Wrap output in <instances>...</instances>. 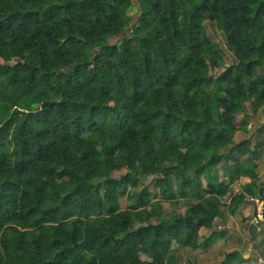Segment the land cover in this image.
<instances>
[{"label":"trees","instance_id":"trees-1","mask_svg":"<svg viewBox=\"0 0 264 264\" xmlns=\"http://www.w3.org/2000/svg\"><path fill=\"white\" fill-rule=\"evenodd\" d=\"M136 1L134 22L132 0H0V264H179L174 244L207 249L202 227L264 200V141H235L264 111V0ZM206 21L235 57L218 75Z\"/></svg>","mask_w":264,"mask_h":264},{"label":"rangeland","instance_id":"rangeland-1","mask_svg":"<svg viewBox=\"0 0 264 264\" xmlns=\"http://www.w3.org/2000/svg\"><path fill=\"white\" fill-rule=\"evenodd\" d=\"M134 2V6L131 8L130 13L133 16V21L135 22L138 15H139V3L136 0H132ZM206 30L210 38L214 41L213 44L217 47L218 51L221 54V59L218 62V65L212 69L211 73L213 75H218L220 74L224 68L231 63L235 61L234 53L233 51L228 47L226 44V38L224 33L218 29L216 26L215 22L212 21H206L205 22ZM126 35L124 33L122 36ZM117 38L113 39V41H116ZM1 63H7L6 60L0 59ZM245 115L239 114L237 116V122L238 125H241L242 121H245L246 127L241 128L237 133H235V141H243L246 139H250L251 141V151L255 149L257 143H261L264 141V111L260 109H256L253 106H251L250 103H247L246 106V111ZM250 153H248L245 158L249 157ZM258 162V167H257V173L259 175V180H261V183L264 182V155L260 154L259 157L257 158ZM225 165H219L218 172L220 174V177L223 178V170ZM114 175H130V173L126 170L123 169L121 171H115ZM235 182L233 183V188L232 189H240L243 181H248V180H241V178L237 179V176H235ZM142 189H145L146 192L150 193L152 197L156 196L159 192V188L157 186V183L155 181V177L149 176V177H143L141 178V183L139 184L138 187L128 188V193L121 198V205L123 208L126 207H136L139 205V201L137 200L139 192L142 191ZM248 203L250 204L249 207V218L253 216L256 212V207L257 204L255 201H252L251 198H248ZM188 202L184 199H179L177 202H164L163 206L166 210V214L164 215L165 218H168L172 213H180L182 216L185 215V211L188 208ZM240 208V207H239ZM238 208V209H239ZM248 208V207H247ZM237 209V210H238ZM172 211V213H170ZM251 213V214H250ZM227 215V219L225 220H218L216 223H214L213 227H219V226H224L226 227L225 231L227 234V239L230 242V244H236L237 246H242L244 244V237L243 240L242 238H239V241H234L232 238V230L237 231L239 228L240 230H244V227H246L248 223V218L244 217L243 220L239 218V215H234L231 214L230 212L225 213ZM155 221V220H153ZM157 221V220H156ZM228 226V227H227ZM211 229H209L210 231ZM205 232V231H204ZM203 232V233H204ZM209 233V232H207ZM212 233V232H211ZM209 233L208 235H210ZM205 236V233L203 234ZM206 235V236H208ZM231 235V236H229ZM223 234L218 233V236L214 238V242L221 241L223 239ZM203 239V238H202ZM251 245L252 249L254 250V253H259L260 256L264 257V228H263V233H262V238L261 240H256L251 238ZM222 251V250H221ZM227 255V254H226ZM143 259L146 258V256H142ZM226 257V256H225ZM225 259V258H224ZM234 261H232V264Z\"/></svg>","mask_w":264,"mask_h":264},{"label":"crops","instance_id":"crops-1","mask_svg":"<svg viewBox=\"0 0 264 264\" xmlns=\"http://www.w3.org/2000/svg\"><path fill=\"white\" fill-rule=\"evenodd\" d=\"M257 160V159H256ZM258 163V162H257ZM223 170V169H222ZM259 176V175H258ZM241 180H248L243 181L242 185L248 184L250 182V177L247 176H241L240 177ZM237 179H239L237 177ZM235 178L233 179V183L235 182ZM261 181V180H260ZM232 183V186H233ZM242 188V186H241ZM240 189H234V193H236L238 190ZM258 198V197H257ZM260 199V198H259ZM248 198L244 200V202L240 205V208L234 213V215H239V218H241V220L244 219V217L248 218V225L246 227H244V230H240V228L235 231L232 230V239L234 241H239V238L244 237V244L242 246H237L236 244H230V242L227 239V234H226V227L224 226H219V227H213L214 224H212L213 226L211 228H206V227H202L200 229V235L202 237H205L206 235H208L209 233L213 232V231H217V233H222L223 234V239L221 241H217L215 243H213L210 247H208L207 249H191V248H186V247H180L177 244L173 245V251L175 253V255L178 258V262L179 264H224L223 260L226 256L227 253H231L234 251H238V255H236L233 259V263L234 264H258V259L260 257L259 253H254V250L252 249V245H251V238L256 239V240H261L262 238V233H263V228H264V223H255L254 221V216L255 214H253V216L251 218H249V203H248ZM230 201V200H229ZM228 201V203H229ZM264 201V200H263ZM248 207V208H247ZM228 210H226L225 213H227ZM180 214V213H178ZM251 214V213H250ZM233 215V216H234ZM227 219V215L225 214L223 217H218L215 220H222ZM216 221H214V223H216ZM228 227V226H227ZM209 229H211L209 231ZM205 231V232H204ZM205 233V236L203 235ZM209 232V233H207ZM231 236V235H229ZM264 249V248H263ZM222 250V251H221Z\"/></svg>","mask_w":264,"mask_h":264},{"label":"built area","instance_id":"built-area-1","mask_svg":"<svg viewBox=\"0 0 264 264\" xmlns=\"http://www.w3.org/2000/svg\"><path fill=\"white\" fill-rule=\"evenodd\" d=\"M252 201L257 204L256 212L254 216L255 223H264V201L257 197H250ZM258 264H264V257L258 259Z\"/></svg>","mask_w":264,"mask_h":264}]
</instances>
